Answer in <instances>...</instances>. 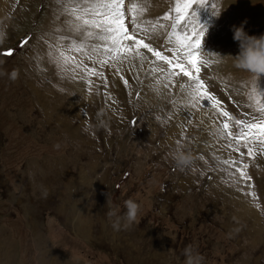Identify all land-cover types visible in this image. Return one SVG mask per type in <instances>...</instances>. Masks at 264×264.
Returning <instances> with one entry per match:
<instances>
[{
  "label": "rangeland",
  "instance_id": "obj_1",
  "mask_svg": "<svg viewBox=\"0 0 264 264\" xmlns=\"http://www.w3.org/2000/svg\"><path fill=\"white\" fill-rule=\"evenodd\" d=\"M63 2L0 0V264H185L186 246L201 264H264V154L241 158L217 135L213 124L227 118L211 101L173 108L180 81L163 89L168 82L155 71L163 63H150L146 51L139 79L128 61L114 69L85 60L103 72L85 80L59 70L47 53L66 34ZM176 2L125 0L129 30V7L143 8L146 42L168 54L164 14L175 15ZM205 3L191 9L205 25L201 78L236 131V119L261 118L250 99L254 79L218 53L238 51L234 24L264 34V0ZM255 81L264 91V74ZM177 146L192 153L191 167L175 165ZM250 146L260 153L258 142ZM231 152L236 165L224 163L234 161ZM241 162L248 182L239 178ZM128 198L139 204L131 223L123 215Z\"/></svg>",
  "mask_w": 264,
  "mask_h": 264
},
{
  "label": "snow or ice",
  "instance_id": "obj_2",
  "mask_svg": "<svg viewBox=\"0 0 264 264\" xmlns=\"http://www.w3.org/2000/svg\"><path fill=\"white\" fill-rule=\"evenodd\" d=\"M196 3L206 5L205 0H177L175 15H171V12L164 14L165 20H171V31L166 34V39L172 45L169 53L165 54L161 48L146 42L148 29L144 25L150 21H139L137 14L143 13V8H137L136 5L129 7L132 14L130 31L126 23L125 0H64L62 11L66 16V34L56 36L54 41L48 44L49 61L59 70L72 73L73 78L85 80L92 75L103 76V72H98L96 67L90 68L85 60L101 67L109 64L115 69L125 61L132 63L135 60H147L146 51L153 58L150 63H163V66L155 69L168 82L163 84V89L174 88L176 82L180 81L179 97L170 101L171 106L199 110L211 101L221 116L227 118L223 120V134L237 145L235 152L239 153L241 158L248 157L254 162L257 155L264 154V102L257 99V95L264 96V91L257 93L254 79L250 99L258 106L261 118L253 121L236 119L234 123L237 130L233 131L229 123L233 117L220 107L221 101L201 78L199 49L205 36V25L199 23L196 14L191 11ZM80 73L84 75L81 76ZM155 79L157 83L160 82V77ZM88 83L91 84V80H88ZM127 83L125 80V84ZM160 91L157 89L158 94ZM139 95L138 92L137 96ZM192 114L190 111L189 115ZM156 118L160 119L159 116ZM256 142L260 145V153L250 146ZM240 144L244 145V151H241ZM228 146L231 148L232 144ZM224 163L236 165V161L225 160ZM248 168V163L241 162L237 169L239 178L244 182L252 179L248 175Z\"/></svg>",
  "mask_w": 264,
  "mask_h": 264
},
{
  "label": "clouds",
  "instance_id": "obj_3",
  "mask_svg": "<svg viewBox=\"0 0 264 264\" xmlns=\"http://www.w3.org/2000/svg\"><path fill=\"white\" fill-rule=\"evenodd\" d=\"M245 23L246 21H242L239 25H232L231 28L233 40L238 43V51L235 54L216 53L221 57L231 56L235 67L246 71L253 79H258L261 74H264V34H249L245 30ZM9 76L15 80L17 77L16 70H12ZM170 155L180 170L191 167L194 162L192 153L184 151L182 146H177ZM124 207L126 209L123 214L125 220L128 223L134 222L139 211V204L134 199L128 198L124 201ZM112 214L109 212L110 216ZM184 256L185 264H201V255L195 252L191 246L185 247Z\"/></svg>",
  "mask_w": 264,
  "mask_h": 264
},
{
  "label": "bare ground",
  "instance_id": "obj_4",
  "mask_svg": "<svg viewBox=\"0 0 264 264\" xmlns=\"http://www.w3.org/2000/svg\"><path fill=\"white\" fill-rule=\"evenodd\" d=\"M141 61H139V60H135V61H133L132 62V65L129 67L130 69H134V68H136V69H134L133 71H132V73H133V75L134 76H136L135 78H137V79H139V74H141V70H140V68H141ZM118 69V68H117ZM119 70V69H118ZM127 71H129V70H127ZM131 72L129 73V74H132ZM138 75V76H137ZM117 77V76H116ZM134 78V79H135ZM119 79L122 81V82H125V80L123 79V78H120L119 77ZM162 91V90H161ZM145 99V98H144ZM143 100V99H142ZM146 100V99H145ZM148 101V100H147ZM149 104V103H148ZM210 111H212L211 109L209 110V113L210 114H208L209 116H211V112ZM208 113V112H207ZM212 117V116H211ZM219 122V124L218 123H215V124H213V126L215 127V126H217V128H219L220 129V127H221V129H220V131H218L219 132V134H217V135H221V132L223 133V126H222V124H223V122H221L220 120L218 121ZM220 123H221V125H220ZM221 137V136H220ZM219 138V137H218ZM223 138H221V140H222ZM204 147V146H203ZM223 149V148H222ZM229 150V149H228ZM215 152V151H214ZM217 152L218 153H216V155L218 154V155H220V156H223V158H227L226 157V154L224 153V152H222L221 151V149L219 148V147H217ZM230 152V151H229ZM230 155V159H234V161L236 160L235 159V157H233L235 154L234 153H229ZM261 161V160H260ZM236 162H237V160H236Z\"/></svg>",
  "mask_w": 264,
  "mask_h": 264
}]
</instances>
